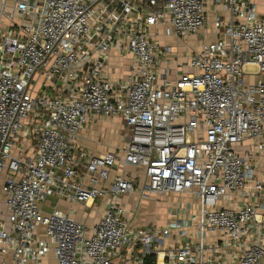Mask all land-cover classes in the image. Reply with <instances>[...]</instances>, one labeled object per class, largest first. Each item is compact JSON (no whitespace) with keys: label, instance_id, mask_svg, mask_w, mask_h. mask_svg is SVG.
I'll list each match as a JSON object with an SVG mask.
<instances>
[{"label":"built area","instance_id":"1","mask_svg":"<svg viewBox=\"0 0 264 264\" xmlns=\"http://www.w3.org/2000/svg\"><path fill=\"white\" fill-rule=\"evenodd\" d=\"M112 51L130 59L117 78ZM248 74L264 75L252 0H0V264H229L232 249L264 264V79ZM117 117L122 146H79ZM137 190L194 196L198 212L135 224L122 198ZM105 197L96 221L74 217ZM174 230L184 242L164 249Z\"/></svg>","mask_w":264,"mask_h":264},{"label":"crops","instance_id":"2","mask_svg":"<svg viewBox=\"0 0 264 264\" xmlns=\"http://www.w3.org/2000/svg\"><path fill=\"white\" fill-rule=\"evenodd\" d=\"M257 4L258 7L261 9V13H264V0H252ZM259 11V10H258ZM260 12V11H259ZM7 26V24H6ZM200 38L201 36H195L196 39ZM193 37H189L191 39ZM181 46V43H180ZM112 64L113 66H118L117 68H114L110 72V76L112 78H117L120 76L122 73L121 66L122 60L121 55H119L116 51H112ZM117 61V62H116ZM115 63V64H114ZM119 68V69H118ZM248 69V67H247ZM257 70V69H256ZM250 72V71H249ZM256 73L257 71H253ZM262 78L264 79V75H253V74H248L246 75L245 79L246 81L253 82L256 81L257 79ZM123 121L121 118L117 117L114 119L113 122H109L106 120H98L96 122H91L87 124L84 129L81 132L80 138L78 140V144L80 147L83 149H86L92 154H97V155H102L107 151H110L111 149L120 147L123 145V139L115 138L114 137V131H115V126L117 125L118 129L119 127H122ZM111 134V135H110ZM113 135V136H112ZM101 138V139H100ZM117 145V147H115ZM118 170H121L118 168ZM138 170L134 167H127L125 170V174H135L137 173ZM2 183V178H0V184ZM138 192L134 191L133 193L126 194L123 196V204L126 206V209L130 208L133 204H140L142 203L143 200H146V198H149L152 200V197H158L159 195L161 197H165L167 199L168 203H171L173 206V212L170 214L169 217L165 218V221L162 222L160 225L159 223H146L142 225H150V226H158V227H166L168 226L174 219L176 220L179 218L181 221L185 220H190L193 215H195L198 212V199L194 196L188 195V194H166V193H150L147 194L145 197H141L140 194H136ZM1 193V190H0ZM156 195V196H155ZM175 195V196H174ZM176 195L181 196L179 198L176 197ZM172 196V197H170ZM156 197V198H157ZM155 198V199H156ZM108 198L105 197L101 200L96 201L94 204L91 206H84V205H75V208L77 212L74 214V217L80 221L87 222V223H92L97 220L99 215L104 211L105 205L107 203ZM4 204V202H3ZM60 208L67 209L69 207L68 203L65 201H61L59 204ZM1 206V203H0ZM139 206V205H138ZM181 206V207H180ZM5 209V205L3 206ZM180 207V212L178 211V208ZM175 210V211H174ZM128 211V210H127ZM5 214H6V209H5ZM130 219L134 221V219L130 216L127 215ZM5 216H1L0 218H4ZM135 224H138L134 221ZM139 225V224H138ZM186 235L188 238L192 241L195 242L197 240V231L195 227V222L189 227H186ZM174 236L170 239H166L161 245L164 249L171 247L173 245H181L182 242H184L185 236L179 235L178 231L174 230ZM219 238V234H212L209 233L207 235V241L208 242H215ZM221 240H218V243H221ZM227 251V250H226ZM231 251L226 252V257L228 259L229 264H233L231 258L229 255H231ZM7 257L3 256L2 259H5ZM44 264V260H43ZM56 264V260H55ZM117 264H127L120 263V261L117 260Z\"/></svg>","mask_w":264,"mask_h":264},{"label":"rangeland","instance_id":"3","mask_svg":"<svg viewBox=\"0 0 264 264\" xmlns=\"http://www.w3.org/2000/svg\"><path fill=\"white\" fill-rule=\"evenodd\" d=\"M258 10L261 12L260 7H258ZM192 37L193 38L187 41H184V42H188L189 45L196 47L198 45V40L195 38V36H192ZM159 38L162 43L171 45L173 47L176 46L179 48L180 43L181 45L184 44L183 42L175 40L174 38H170V37L160 36ZM200 38L202 39V37ZM180 50H183V48H181ZM129 60H130L129 58H126L122 63L127 65L129 63ZM256 69H257L256 66H253V65L248 66V71H256ZM107 121L113 122L111 119H107ZM119 128L120 129H118L117 125L115 126L114 137L123 139L124 132L121 130V127ZM115 147H117V145ZM136 194H140V190ZM156 197H152L151 198L152 200L145 197L146 200H143L141 205L138 203L133 204L130 208L127 209L128 210L127 215H130L134 219V221L138 223L139 225L146 224V223H156V224L159 223L161 225L162 222L165 221V218L169 217L170 214L173 212V209H172L173 206H171L172 205L171 203H168L165 197H161L160 195L157 198ZM176 197L179 198L181 196L176 195ZM0 203H1V206H0V217H1V216H5L2 192L0 193ZM180 207L178 208L179 212H180L179 210ZM2 257L3 255L0 254V262L2 261ZM44 264H55V255L53 251L48 252V254L45 256Z\"/></svg>","mask_w":264,"mask_h":264}]
</instances>
